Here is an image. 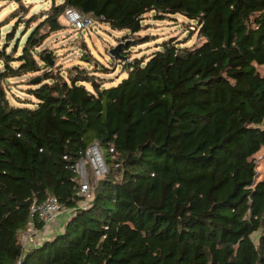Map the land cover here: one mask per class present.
<instances>
[{
  "label": "trees",
  "instance_id": "obj_1",
  "mask_svg": "<svg viewBox=\"0 0 264 264\" xmlns=\"http://www.w3.org/2000/svg\"><path fill=\"white\" fill-rule=\"evenodd\" d=\"M15 1L0 20V264H264V0ZM67 7L131 35L146 13H178L198 40L128 61L122 48L125 75L105 84L112 68L61 70L40 48ZM24 75L33 99L12 102L9 79ZM94 141L108 171L87 196L75 165ZM48 193L71 215L22 248Z\"/></svg>",
  "mask_w": 264,
  "mask_h": 264
},
{
  "label": "rangeland",
  "instance_id": "obj_2",
  "mask_svg": "<svg viewBox=\"0 0 264 264\" xmlns=\"http://www.w3.org/2000/svg\"><path fill=\"white\" fill-rule=\"evenodd\" d=\"M24 2L25 4H32L31 11L47 8L51 4V0H24ZM16 5L15 0H0V20ZM59 20L64 24L63 28L50 33L40 48L46 47L48 49L47 52L50 54L52 52L54 55L53 63L57 67H60L61 70H65L72 65H80L88 69H93L96 64L99 63L103 66L112 68L109 69L107 73L99 72V74H101L100 76H103L105 84L111 82L116 83L125 75L119 64L121 60L115 61L114 58L112 59L113 53L111 51L116 46H118V50L122 48L126 50L127 46L130 45L128 52L121 58L124 61H128L134 56L150 54L153 50L159 48L160 45L158 42L170 36L187 39L186 43H193L198 40L195 32H189V28H193L192 23L188 18L178 13L174 14V17H165L163 19H154L150 12L146 13L144 28L133 35L128 34V30L113 29L104 22L92 21L90 25H86L81 29H75L66 21L63 15L60 16ZM13 22L14 20H11L9 23L5 24L2 27V33L9 30ZM22 29L23 25H20L14 39L20 34ZM27 32L23 34L21 41L25 39ZM145 36H148L149 39L145 41L135 40L136 38ZM85 57L91 58V62L94 61V64H90L89 61L84 59ZM63 73L66 74V71ZM28 76L29 75H24L9 79L11 88L8 91V95L12 102H18L19 99L25 98L33 99V96L28 95L26 92L29 86L26 82ZM255 161L259 176H264V150L259 151L255 155ZM86 165L90 188L91 183H95L102 175L95 177L96 174L93 172L94 170L92 171L88 163H86ZM105 168L108 170L107 165Z\"/></svg>",
  "mask_w": 264,
  "mask_h": 264
},
{
  "label": "built area",
  "instance_id": "obj_3",
  "mask_svg": "<svg viewBox=\"0 0 264 264\" xmlns=\"http://www.w3.org/2000/svg\"><path fill=\"white\" fill-rule=\"evenodd\" d=\"M63 16L65 17L66 21L73 26L75 29H81L86 25H90L92 19L90 17L82 15L77 9L73 7H67L64 12ZM88 163L92 169V171L96 174L95 177L98 175H103L106 170L105 166L107 165L104 156L103 150L97 141L92 142L87 148L85 149L84 156L79 159L75 165V170L77 171L80 179V192L82 194H87L89 196V181L87 177V165ZM108 166V165H107ZM96 183V181H95ZM95 183H91L93 186ZM90 186V187H91ZM61 210V204L59 203L56 196L53 194L48 193L46 198L43 201L36 202L34 201L30 206V222L32 228H35L33 220L35 218L39 219L43 222V224H47L49 221L53 220L56 215ZM31 228V229H32ZM29 232H23L21 234L22 240V248L26 247L29 243Z\"/></svg>",
  "mask_w": 264,
  "mask_h": 264
},
{
  "label": "crops",
  "instance_id": "obj_4",
  "mask_svg": "<svg viewBox=\"0 0 264 264\" xmlns=\"http://www.w3.org/2000/svg\"><path fill=\"white\" fill-rule=\"evenodd\" d=\"M71 212L70 209L62 208L53 220L43 225L40 229H35L32 228L33 226L31 227V225H28L27 228L22 231V233L26 231L30 233L28 245L40 244L44 240L51 239L57 233L61 232L64 229L65 223L71 215Z\"/></svg>",
  "mask_w": 264,
  "mask_h": 264
},
{
  "label": "water",
  "instance_id": "obj_5",
  "mask_svg": "<svg viewBox=\"0 0 264 264\" xmlns=\"http://www.w3.org/2000/svg\"><path fill=\"white\" fill-rule=\"evenodd\" d=\"M119 48H118V46H116V47H114L113 49H112V53L114 54V53H118L119 52V50H118ZM45 56H46V58L47 59H49V61L51 62V63H53L54 62V59H52L51 57H50V53L49 52H46L45 53ZM81 159V158H80Z\"/></svg>",
  "mask_w": 264,
  "mask_h": 264
}]
</instances>
